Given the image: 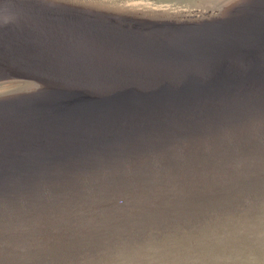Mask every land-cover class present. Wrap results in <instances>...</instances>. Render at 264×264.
Returning <instances> with one entry per match:
<instances>
[{"label":"water","instance_id":"water-1","mask_svg":"<svg viewBox=\"0 0 264 264\" xmlns=\"http://www.w3.org/2000/svg\"><path fill=\"white\" fill-rule=\"evenodd\" d=\"M0 264H264V0H0Z\"/></svg>","mask_w":264,"mask_h":264}]
</instances>
